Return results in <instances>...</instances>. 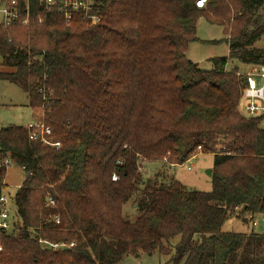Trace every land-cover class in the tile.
<instances>
[{
  "label": "trees",
  "instance_id": "trees-1",
  "mask_svg": "<svg viewBox=\"0 0 264 264\" xmlns=\"http://www.w3.org/2000/svg\"><path fill=\"white\" fill-rule=\"evenodd\" d=\"M196 1L93 0L67 21L33 0L29 24L0 29V79L26 92L51 129L48 143L23 125L0 130V153L25 173L15 227L0 228V264H123L170 254L165 243L176 237L166 264H264V233L223 231L232 216L264 215V113H240L247 78L227 69L264 66L254 46L264 0ZM202 17L223 27L230 48L210 70L187 57ZM199 153L214 155L209 192L140 171ZM134 196L141 213L132 221L124 206Z\"/></svg>",
  "mask_w": 264,
  "mask_h": 264
},
{
  "label": "rangeland",
  "instance_id": "rangeland-1",
  "mask_svg": "<svg viewBox=\"0 0 264 264\" xmlns=\"http://www.w3.org/2000/svg\"><path fill=\"white\" fill-rule=\"evenodd\" d=\"M1 20V15H0ZM198 41L189 45L187 57L196 62L203 70L213 68L210 58L229 55V45L224 40L225 34L223 27L209 23L204 17L200 18L197 24ZM218 42H213V41ZM254 46L264 48V35L254 42ZM2 57L0 55V69H7L1 66ZM238 62L230 63L227 69L238 65ZM238 66L241 73L249 67ZM38 120L29 106L28 94L19 86L8 80L0 79V130L9 124L26 126L31 121ZM264 125V121L262 123ZM214 155L211 153H199L194 158L182 165H170L163 161L142 162L140 171L145 180L152 183L170 182L175 179L181 182L186 188L191 190L209 192L212 190V174ZM4 177L5 186L0 188V196L4 195L13 198L23 184L25 179L24 170L13 163ZM8 211V222L12 224L9 231H12L17 222V209L11 200L5 207ZM3 207L0 203V223L1 211ZM141 211L138 209L137 198L134 196L124 206V217L135 220ZM224 232L234 233H264V215H257L252 221L246 223L243 219L235 216L230 217L223 226ZM179 241V237L166 242V247L170 254L162 255L159 251L153 254H143L141 256H129L123 264H166L174 253V246Z\"/></svg>",
  "mask_w": 264,
  "mask_h": 264
},
{
  "label": "built area",
  "instance_id": "built-area-1",
  "mask_svg": "<svg viewBox=\"0 0 264 264\" xmlns=\"http://www.w3.org/2000/svg\"><path fill=\"white\" fill-rule=\"evenodd\" d=\"M33 0H0V29L2 27H11L15 24L22 23L23 25L29 24L31 5ZM45 10H57L64 14L67 21H70L74 13L84 11L88 14L91 11L93 0H38ZM208 0H197L196 5L199 8H205ZM41 21V20H40ZM95 21L99 22L100 18L95 17ZM247 78V85L243 91L242 98L239 103V111L246 118H251L264 113V66L263 65H250L249 69L243 73ZM29 130V137L32 140H41L48 143L46 136L51 134V129L43 125L39 120H34L25 126ZM59 147V143H53ZM14 161L11 157L0 153V188L6 184L4 177H1V172L8 169ZM118 177L114 175L113 179ZM13 201V198L1 195L0 203L2 204L1 223L0 228L9 230L12 224L8 222V211L5 208L8 203ZM49 205L54 206V200H49ZM56 221L59 222L58 217ZM41 242L49 245L52 249H59L71 247L74 242L68 243H54L46 240Z\"/></svg>",
  "mask_w": 264,
  "mask_h": 264
},
{
  "label": "crops",
  "instance_id": "crops-1",
  "mask_svg": "<svg viewBox=\"0 0 264 264\" xmlns=\"http://www.w3.org/2000/svg\"><path fill=\"white\" fill-rule=\"evenodd\" d=\"M210 59H212V58H210ZM210 59H209V60H210ZM210 62H211V61H210ZM232 63H234V62H232ZM229 64H230V63H229ZM229 64H228V65H229ZM238 66H240V65L238 64ZM243 67H250V66L242 65V68H243ZM227 68H228V66H227ZM240 68H241V66H240ZM248 69H249V68L245 69V72H246ZM194 157H195V156H194ZM194 157H193V158H194Z\"/></svg>",
  "mask_w": 264,
  "mask_h": 264
},
{
  "label": "water",
  "instance_id": "water-1",
  "mask_svg": "<svg viewBox=\"0 0 264 264\" xmlns=\"http://www.w3.org/2000/svg\"><path fill=\"white\" fill-rule=\"evenodd\" d=\"M210 173L212 174V170H210ZM64 249H65V250H66V249H69V247H65ZM136 256L138 257V256H140V255L137 254Z\"/></svg>",
  "mask_w": 264,
  "mask_h": 264
}]
</instances>
